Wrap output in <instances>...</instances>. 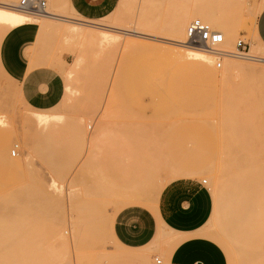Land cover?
I'll return each instance as SVG.
<instances>
[{
    "label": "rangeland",
    "instance_id": "rangeland-1",
    "mask_svg": "<svg viewBox=\"0 0 264 264\" xmlns=\"http://www.w3.org/2000/svg\"><path fill=\"white\" fill-rule=\"evenodd\" d=\"M19 1L0 0V8ZM263 7L118 0L111 14L88 20L66 0H48L58 19L40 17L36 54L61 72L62 102L28 106L0 68V264H111L112 213L136 195L156 200L164 182L189 176L207 180V233L229 264H264V62L225 57L218 68L210 52L207 71L186 72L170 57L185 12L194 15L185 31L201 18L224 34L219 49L236 51L243 39L264 57L252 25ZM11 27L0 25V47ZM231 221L236 240L223 230Z\"/></svg>",
    "mask_w": 264,
    "mask_h": 264
},
{
    "label": "crops",
    "instance_id": "crops-1",
    "mask_svg": "<svg viewBox=\"0 0 264 264\" xmlns=\"http://www.w3.org/2000/svg\"><path fill=\"white\" fill-rule=\"evenodd\" d=\"M66 2L73 13L88 20L108 16L118 4V0ZM40 28L34 22L11 29L1 43L0 60L25 103L50 110L62 102L66 86L58 68L41 58L42 52L36 54ZM254 33L255 42L264 47V7L256 17ZM209 65L190 59L179 67L186 72H205ZM160 190L156 200L136 195L112 213V243L107 248L115 252L111 264H149V258L161 260L156 264H229L223 247L207 233L214 209L207 185L194 177H178L164 182Z\"/></svg>",
    "mask_w": 264,
    "mask_h": 264
},
{
    "label": "bare ground",
    "instance_id": "bare-ground-1",
    "mask_svg": "<svg viewBox=\"0 0 264 264\" xmlns=\"http://www.w3.org/2000/svg\"><path fill=\"white\" fill-rule=\"evenodd\" d=\"M46 12L48 14H42V15H37V14H34V13H30V12H26L22 9H20L17 6H6L5 8H0V23H7L8 25H11L12 27L14 26H21V24H25V23H40L41 26L45 27L46 24H44L43 22H41L40 20V17H48L50 19H58V15L56 16V14H53V13H50L47 8H46ZM37 15V16H35ZM39 16V17H38ZM60 16V15H59ZM194 15L190 14V12H185L184 15L182 16V18L179 20V21H175L174 22V29L176 31H178V35H175L174 38H171L172 41H174L173 43L176 45V48H173L170 52V57L172 58V60L175 61V63L179 64L185 60H192V59H196V60H199V61H203V62H206V63H209V64H212V62L215 61V57L212 56L210 54L211 53H214L216 55V58L218 59V56L221 51H227L226 49L225 50H222V49H219L220 48V45H222L223 43L219 44L217 47H215L214 49L215 50H209L207 49L206 47H203V46H198V45H193V44H190L189 41H188V35H187V31H185V27L188 23V21L193 18ZM179 19V18H178ZM201 19V18H200ZM203 20V19H202ZM206 22V21H205ZM2 23L0 25H2ZM208 23V22H207ZM210 24V23H208ZM211 25V24H210ZM252 25H253V31H254V28H255V21H252ZM55 26V24H54ZM11 27V28H12ZM146 27V26H145ZM212 27V25H211ZM56 28V27H55ZM58 28V27H57ZM82 28V27H81ZM213 28V27H212ZM3 29V28H2ZM46 29H49V28H46ZM74 29V28H73ZM148 29V28H147ZM215 29V28H213ZM51 30V29H50ZM217 30V29H215ZM83 31V30H82ZM130 31V30H129ZM174 31V30H173ZM220 31V30H218ZM41 32V31H40ZM221 32V31H220ZM78 33V31H77ZM41 34V33H39ZM45 34H46V31H45ZM76 34V33H75ZM80 34V33H79ZM108 34V33H107ZM175 34V33H174ZM173 34V35H174ZM255 34V33H254ZM44 35V33L42 34ZM47 35V34H46ZM67 35V34H66ZM81 35V34H80ZM105 35V34H104ZM110 35V34H109ZM108 35V36H109ZM224 35V34H223ZM39 36V35H38ZM83 36V35H82ZM107 37V35H105ZM111 36V35H110ZM50 37V36H49ZM69 37V36H68ZM76 37V36H75ZM103 37V35H102ZM105 37V38H106ZM52 38V37H50ZM61 38H62V34H61ZM91 38V37H89ZM104 38V37H103ZM1 39V38H0ZM87 39V38H85ZM94 39V38H93ZM108 39V38H107ZM187 39V41H186ZM72 40V39H71ZM104 40V39H103ZM224 40H225V37H224ZM229 40V39H228ZM93 41V40H92ZM106 41V40H105ZM112 41V40H111ZM40 42V41H39ZM100 42V40H99ZM113 42V41H112ZM230 42V41H229ZM42 43V42H41ZM69 43V42H68ZM80 43V42H79ZM96 43V42H95ZM128 43V42H127ZM131 43V42H130ZM129 43V46L131 47ZM185 43V44H184ZM101 44V43H100ZM108 44V43H107ZM136 44V43H135ZM48 45V43H47ZM90 45V44H89ZM110 45V44H109ZM128 45V44H127ZM107 46V45H106ZM132 46H134L132 44ZM97 47V46H96ZM126 47V46H125ZM128 47V46H127ZM168 47V46H167ZM166 47V48H167ZM99 48V47H98ZM158 48V47H157ZM170 48H168L169 50ZM98 50V49H97ZM162 50V49H161ZM83 51V49H82ZM79 52V51H78ZM169 53V52H168ZM84 56V55H83ZM253 56H256V55H253ZM79 57V56H78ZM214 57V58H213ZM225 57H233V56H225ZM225 57H222V65H223V59ZM235 57V56H234ZM260 57V56H259ZM163 58V57H162ZM239 58V57H237ZM79 59V58H78ZM214 59V60H213ZM83 60V59H82ZM162 60V59H161ZM164 60V59H163ZM252 60H257L255 58H252ZM261 61L264 62V58L262 57L261 59H259ZM258 60V61H259ZM1 61V60H0ZM82 62V61H81ZM229 62V61H228ZM174 63V62H173ZM216 66H217V60H216ZM233 62H229V65L231 64L230 67H232L234 70L236 71H239V72H243V73H254V72H258L256 71V67H252V66H246L245 64H242V63H233ZM166 64V63H165ZM76 65V64H75ZM81 64H79L80 66ZM174 66V64H173ZM81 67V66H80ZM222 67V66H221ZM221 67H218V68H221ZM230 70L232 68H230L229 66H227ZM3 71L4 68H2V66L0 67ZM79 69V68H78ZM233 70V71H234ZM69 73V72H68ZM69 76H72V74H70ZM39 116L41 114H38ZM38 116V117H39ZM48 116V114H47ZM46 119V116H42L41 119ZM40 119V118H38ZM53 119V118H52ZM43 121V120H42ZM2 122V121H1ZM2 125V124H0ZM261 171H264V167L260 166L259 167ZM230 222V221H229ZM226 229H223L225 232H227V234H229L234 240H236V236H237V227L232 225V221L230 224H227L226 225Z\"/></svg>",
    "mask_w": 264,
    "mask_h": 264
},
{
    "label": "built area",
    "instance_id": "built-area-1",
    "mask_svg": "<svg viewBox=\"0 0 264 264\" xmlns=\"http://www.w3.org/2000/svg\"><path fill=\"white\" fill-rule=\"evenodd\" d=\"M47 5L48 0H20L18 3L20 9L37 15L48 14L46 12ZM187 35L190 44L203 46L209 50H215V47L224 42L223 33L213 29L210 24L200 18H195L189 23L187 27ZM235 48L236 51H221L218 53L217 67L222 66V57L225 56H235L244 59L255 58L257 59L256 61L262 58L251 55L249 53L250 45L243 39L237 41ZM13 154H16V151H13ZM206 182L207 180H203V183L206 184ZM160 262V259H156V263Z\"/></svg>",
    "mask_w": 264,
    "mask_h": 264
}]
</instances>
